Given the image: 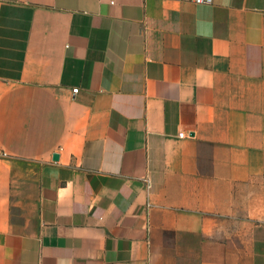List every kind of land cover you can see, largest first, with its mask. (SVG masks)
<instances>
[{
    "label": "crops",
    "instance_id": "obj_1",
    "mask_svg": "<svg viewBox=\"0 0 264 264\" xmlns=\"http://www.w3.org/2000/svg\"><path fill=\"white\" fill-rule=\"evenodd\" d=\"M0 264H264V0H0Z\"/></svg>",
    "mask_w": 264,
    "mask_h": 264
},
{
    "label": "built area",
    "instance_id": "obj_2",
    "mask_svg": "<svg viewBox=\"0 0 264 264\" xmlns=\"http://www.w3.org/2000/svg\"><path fill=\"white\" fill-rule=\"evenodd\" d=\"M192 1H194L195 3H209L210 2V0H192ZM113 2L114 0H110V3H113ZM77 90H78L77 88L72 89L73 92H77ZM185 135L186 133L184 131H181L178 133L179 138H183Z\"/></svg>",
    "mask_w": 264,
    "mask_h": 264
},
{
    "label": "water",
    "instance_id": "obj_3",
    "mask_svg": "<svg viewBox=\"0 0 264 264\" xmlns=\"http://www.w3.org/2000/svg\"><path fill=\"white\" fill-rule=\"evenodd\" d=\"M56 158H57V155H56V154H54V155H53V159H56Z\"/></svg>",
    "mask_w": 264,
    "mask_h": 264
}]
</instances>
